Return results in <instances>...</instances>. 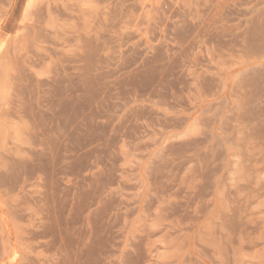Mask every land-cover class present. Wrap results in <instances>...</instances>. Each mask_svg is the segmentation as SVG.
Here are the masks:
<instances>
[{
  "label": "rangeland",
  "instance_id": "374dc122",
  "mask_svg": "<svg viewBox=\"0 0 264 264\" xmlns=\"http://www.w3.org/2000/svg\"><path fill=\"white\" fill-rule=\"evenodd\" d=\"M0 264H264V0H0Z\"/></svg>",
  "mask_w": 264,
  "mask_h": 264
},
{
  "label": "bare ground",
  "instance_id": "6f19581e",
  "mask_svg": "<svg viewBox=\"0 0 264 264\" xmlns=\"http://www.w3.org/2000/svg\"><path fill=\"white\" fill-rule=\"evenodd\" d=\"M47 9H49V7H47ZM50 9H51V8H50ZM50 9H49V10H50ZM50 11H51V10H50ZM50 11H48L49 13H48L47 11H46V12H47L48 14H50Z\"/></svg>",
  "mask_w": 264,
  "mask_h": 264
}]
</instances>
